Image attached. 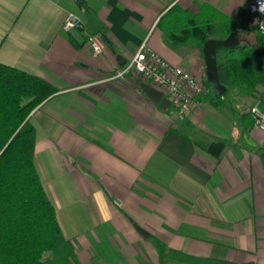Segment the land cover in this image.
I'll use <instances>...</instances> for the list:
<instances>
[{"label": "crops", "instance_id": "0c3cea01", "mask_svg": "<svg viewBox=\"0 0 264 264\" xmlns=\"http://www.w3.org/2000/svg\"><path fill=\"white\" fill-rule=\"evenodd\" d=\"M247 2L84 0L105 29L94 58L88 27L62 30L67 14L87 26L75 0H0V64L56 90L30 116L34 161L77 264H264V133L245 117L264 91L202 98L177 118L138 76L118 77L145 45L206 82L202 52L169 43L160 19L174 6L224 16L257 48Z\"/></svg>", "mask_w": 264, "mask_h": 264}, {"label": "trees", "instance_id": "16d2710c", "mask_svg": "<svg viewBox=\"0 0 264 264\" xmlns=\"http://www.w3.org/2000/svg\"><path fill=\"white\" fill-rule=\"evenodd\" d=\"M87 27V26H86ZM165 39L202 52L210 39L224 40L237 23L224 16L202 23L179 6L159 21ZM105 41V29L98 35ZM219 83L227 94L264 91V46L217 51ZM206 86L211 89L207 81ZM56 90L46 81L0 64V264H77L75 245L64 238L34 161L35 129L30 116ZM260 99V100H259ZM257 101L264 103V97ZM246 124L251 120L245 116Z\"/></svg>", "mask_w": 264, "mask_h": 264}, {"label": "built area", "instance_id": "2783aa9c", "mask_svg": "<svg viewBox=\"0 0 264 264\" xmlns=\"http://www.w3.org/2000/svg\"><path fill=\"white\" fill-rule=\"evenodd\" d=\"M261 3H264V0H248L244 10L249 22L262 37L264 46V14L258 10ZM86 29L85 23L74 14H67L62 25V30L66 33H86ZM86 44L94 58L102 54L100 44L92 36L88 35ZM129 73L138 76L142 82L161 92L169 101L173 115L177 118H183L191 113L200 99L213 93L205 81L181 68L172 67L145 45L137 50L118 77ZM249 115L252 127L264 133V103L255 101L249 109Z\"/></svg>", "mask_w": 264, "mask_h": 264}, {"label": "water", "instance_id": "95a60500", "mask_svg": "<svg viewBox=\"0 0 264 264\" xmlns=\"http://www.w3.org/2000/svg\"><path fill=\"white\" fill-rule=\"evenodd\" d=\"M75 3L77 6L81 7L85 12V19L90 35L92 37H97L102 32L103 25L88 11L87 7L84 4V0H75ZM237 35V32H234L224 40L210 39L203 46L202 55L205 64V77L207 83L211 87L215 98H220L226 93V88L223 87L218 80L217 51L219 49H233L235 47H238L239 42L237 40ZM141 91L144 93L146 98L150 101L153 106L159 107L160 110L163 111H165L169 107V101L163 97L161 92L151 87L150 85L143 84L141 86ZM137 232L142 238L147 237V234L144 231L137 230Z\"/></svg>", "mask_w": 264, "mask_h": 264}, {"label": "clouds", "instance_id": "9594fccd", "mask_svg": "<svg viewBox=\"0 0 264 264\" xmlns=\"http://www.w3.org/2000/svg\"><path fill=\"white\" fill-rule=\"evenodd\" d=\"M244 3V0H242V4ZM259 12H261L262 14H264V3H261L259 6Z\"/></svg>", "mask_w": 264, "mask_h": 264}, {"label": "rangeland", "instance_id": "374dc122", "mask_svg": "<svg viewBox=\"0 0 264 264\" xmlns=\"http://www.w3.org/2000/svg\"><path fill=\"white\" fill-rule=\"evenodd\" d=\"M182 69V68H181ZM184 70V69H183ZM186 71V70H185ZM213 94V93H212ZM212 94H210L208 97L210 98L212 96ZM229 95L227 94L226 96L224 97H228Z\"/></svg>", "mask_w": 264, "mask_h": 264}]
</instances>
